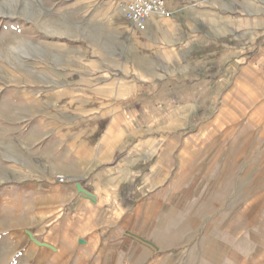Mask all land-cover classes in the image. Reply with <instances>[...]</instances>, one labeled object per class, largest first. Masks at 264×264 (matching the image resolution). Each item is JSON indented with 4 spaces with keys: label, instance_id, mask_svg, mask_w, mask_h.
<instances>
[{
    "label": "crops",
    "instance_id": "1",
    "mask_svg": "<svg viewBox=\"0 0 264 264\" xmlns=\"http://www.w3.org/2000/svg\"><path fill=\"white\" fill-rule=\"evenodd\" d=\"M166 6L172 16L128 25L142 72L94 93L77 86L107 116L92 121L94 137L104 126L98 139L53 145L67 186H0V264H221L224 234L228 264H264V241L254 242L264 237V21L227 27L231 17L213 7ZM258 112L261 132L236 131ZM223 200L249 212L220 225L219 213L173 209Z\"/></svg>",
    "mask_w": 264,
    "mask_h": 264
},
{
    "label": "rangeland",
    "instance_id": "2",
    "mask_svg": "<svg viewBox=\"0 0 264 264\" xmlns=\"http://www.w3.org/2000/svg\"><path fill=\"white\" fill-rule=\"evenodd\" d=\"M125 1L0 0V186L34 185L43 179L53 182L58 176L70 180L65 168L59 166L63 164L53 160V145L62 144L69 134L99 138L104 126L98 127L94 137L92 121L105 118L107 112L90 108L86 94H76L77 86L94 93L90 88L100 91L101 83L108 80L117 85L120 73L129 77L142 72L147 64L133 52L138 39L134 29L127 37L129 26L121 13ZM182 1L229 15L230 20L224 23L227 27L245 17L256 23L264 21V0ZM147 104L151 106L149 101ZM254 121L256 124L242 125L236 131L251 135L261 132L259 112ZM249 144L246 142L242 149ZM49 163L50 168H43ZM223 204L224 200L219 207L179 204L173 209L190 215L219 213L220 225L228 221L229 214L249 212L244 205ZM162 207L163 212L169 208ZM258 209L252 208L255 219ZM259 233L254 231L253 236ZM226 238L225 234L221 237L225 240L222 246L226 245L221 247V264H228ZM263 241L264 237L254 240L257 244ZM239 253L241 258L245 255Z\"/></svg>",
    "mask_w": 264,
    "mask_h": 264
},
{
    "label": "built area",
    "instance_id": "3",
    "mask_svg": "<svg viewBox=\"0 0 264 264\" xmlns=\"http://www.w3.org/2000/svg\"><path fill=\"white\" fill-rule=\"evenodd\" d=\"M121 13L126 23L137 30L145 29L147 21L153 16H172L167 9L166 0H126L121 6ZM56 180L64 184L68 179L58 176Z\"/></svg>",
    "mask_w": 264,
    "mask_h": 264
},
{
    "label": "bare ground",
    "instance_id": "4",
    "mask_svg": "<svg viewBox=\"0 0 264 264\" xmlns=\"http://www.w3.org/2000/svg\"><path fill=\"white\" fill-rule=\"evenodd\" d=\"M132 28H129V30H128V32H127V37H131L132 36V30H131Z\"/></svg>",
    "mask_w": 264,
    "mask_h": 264
}]
</instances>
